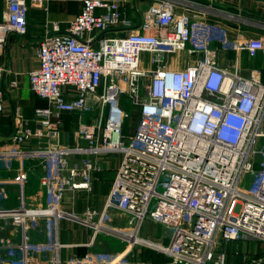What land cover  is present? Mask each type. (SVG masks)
<instances>
[{"label":"built area","instance_id":"1","mask_svg":"<svg viewBox=\"0 0 264 264\" xmlns=\"http://www.w3.org/2000/svg\"><path fill=\"white\" fill-rule=\"evenodd\" d=\"M6 1L0 49L10 34L27 30L25 0ZM137 1L82 0L65 30L55 26L39 40L38 67L29 71L28 84L48 106L35 110L34 129L14 110L13 132L0 146V161L38 162V183L48 200L28 208L21 191L16 207H0V219L20 231L18 243L0 246L6 253L0 264H31L39 254L60 264L57 256H47L45 243L31 241L28 224L34 217L49 218L55 252L61 246L59 222L72 219L88 224L93 238L103 232L156 251L168 259L161 264H228L240 247L239 264L264 262V83L255 68L245 76L239 62L241 53L264 54V35L240 32L231 38L232 27L223 21L242 19L215 10V0H147L143 13ZM125 4L138 22L124 14ZM228 46L235 52L231 69L217 61V52ZM6 72L0 65V113ZM124 93L138 112L127 138L128 113L119 104ZM61 113L87 117L78 121L72 144L57 136L59 119L51 118ZM49 135L50 145H25ZM112 154L121 159L104 210L64 211L63 195L89 190L95 159ZM163 173L167 179L159 192ZM27 177L25 170L18 175L19 187ZM0 194L7 197L3 188ZM110 209L127 215L130 228L111 226ZM145 219L164 228L167 243L139 236ZM229 245L236 248L229 251ZM66 263L133 264L126 252L96 249Z\"/></svg>","mask_w":264,"mask_h":264},{"label":"crops","instance_id":"2","mask_svg":"<svg viewBox=\"0 0 264 264\" xmlns=\"http://www.w3.org/2000/svg\"><path fill=\"white\" fill-rule=\"evenodd\" d=\"M205 3L206 0H194ZM27 5V30L23 35L10 34L3 48L0 49V65L7 69L4 75V109L0 113V146L9 141L13 132V115L16 108L19 109L26 120L25 127L34 129L36 123L32 120L35 110L48 106L46 99L34 95L29 89L28 73L38 67V43L41 37L47 33H53L55 26L63 31L69 21L80 11L82 0H25ZM136 6L143 13L147 6V0L137 1ZM213 7L218 11H225L230 15H238L242 20L237 21L229 17L223 21L229 24L231 38L242 32L246 37L264 35V4L262 0H215ZM124 14L133 21L138 22L139 17L133 14L132 8L125 4ZM7 11V1L0 0V20ZM229 21V22H227ZM119 32L124 33L123 30ZM234 49L217 52V61L223 67L231 69L234 62ZM240 66L245 76L249 70L255 68L260 82L264 83V54L257 53L254 57L241 53ZM16 87L11 86V82ZM52 121L59 119L58 138L63 144L73 143V133L78 121H85L87 117L80 118L76 114L61 113L59 117L52 116ZM51 135L48 137H34L25 145L41 147L50 145ZM121 155L112 154L108 157L99 156L95 159L96 169L92 172L89 190H68L61 199L62 209L66 212L81 214L86 210L103 211L109 193L111 183L120 164ZM36 162V161H35ZM14 161L6 164L0 161V189L6 191L7 197L0 194V207L14 208L18 205V196L23 193L25 206L28 208L43 207L47 203L45 191L39 186L38 175L42 169L38 162ZM27 171V181L24 187L18 185V175ZM108 223L120 229L130 228V219L124 213L110 209ZM160 224L146 220L139 229V236L147 239L162 240L168 242V238L162 232ZM28 232L33 243H45L47 256H57L60 264H67L70 257L83 256L87 252L96 249L102 252H126L133 264H161L168 259L142 246H131L122 238L114 237L107 233H96L93 238L92 228L84 223L72 219H63L59 222L57 241L61 243L55 252L53 242L50 241V221L48 217H34L28 224ZM93 239V245H89ZM20 241V231L8 221L0 219V246L16 244ZM1 251L0 255L5 256ZM31 264H54L46 261L41 254Z\"/></svg>","mask_w":264,"mask_h":264},{"label":"rangeland","instance_id":"3","mask_svg":"<svg viewBox=\"0 0 264 264\" xmlns=\"http://www.w3.org/2000/svg\"><path fill=\"white\" fill-rule=\"evenodd\" d=\"M145 57H146V55H144V58ZM119 104H120L121 108L128 113V118L125 119V123L123 126V132H124V134H126L125 136L127 138V135H131L134 131V127L138 121V112L135 110L134 105L130 101V97L125 93L121 94L120 99H119ZM249 178H250V175L247 174L245 179H244V182L249 181ZM166 179H167L166 173H163L162 175H160L159 183L156 186L157 191L161 192L163 190L162 182H164ZM146 220L151 221L150 219H145L143 221V223ZM160 227L162 229V232L164 233L165 232L164 228L162 226H160ZM158 239H160V238H158ZM235 248H236V246L229 245L227 250L231 251L232 249H235ZM241 248L242 247L238 248L239 249L238 250L239 255L235 254L233 256L228 257V261H227L228 264H239V263L243 262L242 254L240 255V252L243 250ZM244 254H246V251Z\"/></svg>","mask_w":264,"mask_h":264},{"label":"water","instance_id":"4","mask_svg":"<svg viewBox=\"0 0 264 264\" xmlns=\"http://www.w3.org/2000/svg\"><path fill=\"white\" fill-rule=\"evenodd\" d=\"M261 264H264V262H262Z\"/></svg>","mask_w":264,"mask_h":264}]
</instances>
